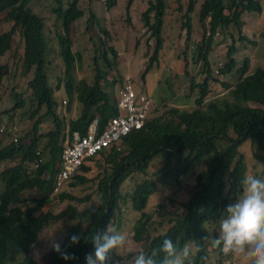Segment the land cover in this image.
Masks as SVG:
<instances>
[{"label":"trees","instance_id":"1","mask_svg":"<svg viewBox=\"0 0 264 264\" xmlns=\"http://www.w3.org/2000/svg\"><path fill=\"white\" fill-rule=\"evenodd\" d=\"M38 1L40 2L0 0V17L12 23L10 30L0 31V57L12 50L13 38L21 32L24 45L22 66L28 72H34V77L28 84L31 91L28 100L32 102L28 117L35 120L32 131L21 138L17 134V141L11 136V129L7 136L6 131H0V163H9V166L0 171V264H84V257L93 252V244L87 239L96 230L104 231L107 225L110 227L113 224L114 229L120 230L121 217L125 215L126 209L138 214L136 220L135 216L128 220L130 225L127 232L134 233V242L142 245L141 250L151 252L158 249L164 238L171 239L179 247L191 241L196 249L191 256V264H213L209 246L203 239L209 236L205 225L218 227L222 211L241 189L240 180L249 169L246 156L240 150L243 143L249 141L257 149L258 152L253 153L257 162L256 168L264 166V110L252 108L248 104L254 103L264 108V68L259 67L250 72V60L247 58L239 68L234 57L239 48L238 41L256 45L243 35V13L264 14V7L258 0H203L199 21L204 35L197 49L193 51L197 53V58L191 62L189 54L185 52L183 72L175 75L172 83L166 81L168 85L175 83L176 86L170 90L172 94L183 96L181 99L184 101H179L182 105L191 100L195 91H198L193 108L176 105L166 110L163 107L164 112L160 116L153 119L148 115L144 127L132 131L122 141L121 150H118V146H113L101 152L100 156L88 160L89 164L86 163L81 168L82 174L74 177L67 186L69 189L81 187L87 194L77 196L65 188L54 194L53 199L55 176L68 134L71 135L74 131L84 134L88 125L96 118L103 128L110 119L118 115L117 99L103 85L108 72L101 65V60L104 59L105 69L113 70L117 53L110 48L114 54L112 61L106 51H100L94 58L91 79L83 77L76 81L75 74L83 56L72 51L70 31L75 22L85 15L80 6L82 0H53L50 8V15L54 17L53 24L57 29L61 24L63 30V33L59 31L56 35L58 55L63 68L56 89L65 88L69 96L66 101L68 111L75 100L81 104L80 115L69 122V132L66 133V121L57 114L58 103L54 89L49 85L50 66L46 54L51 52V38L47 33V19L46 16H39L32 11V3ZM100 1L107 12L117 5V0ZM133 1L126 2L128 15ZM188 1L182 17V21L185 20L182 30L188 31L190 41L193 30L191 14L197 0ZM35 6L39 5L36 3ZM168 7V0H152L141 14L147 34L154 42L153 52L148 59L149 65L142 75L144 81H147L148 73L159 69L164 55ZM91 15L94 20L96 16L93 13ZM231 26L238 28L239 38H232L225 56L227 62L218 69L217 59L210 60L209 57L213 52L215 36L226 34ZM104 35L109 36L107 31H104ZM262 37L264 38V33ZM100 40L104 47L105 38ZM214 69L218 72L217 77L214 76ZM234 70L238 74L234 84L219 79L218 76H227ZM196 71H201L204 75L201 83L194 78L193 73ZM7 74L6 66L0 64V87ZM212 81L227 90L226 94L210 97ZM134 83L133 81L136 87ZM14 93L13 110H17L25 104V100L23 94ZM153 106L156 107L155 104ZM46 118L52 120L54 130L40 134V126ZM157 158L163 159V167L149 173L150 163ZM39 160L41 162L36 165ZM94 163L102 171L94 178H87L85 175L93 170ZM197 166L205 167L195 173L197 189L182 205L185 213L181 217L169 219L170 227L165 232L156 234L154 219L158 212H147L146 207L157 185L166 184L169 179L179 182L182 176H186ZM135 173L142 174L143 181L136 185L132 193L124 194L122 185ZM31 191L37 197L26 199L24 194ZM92 197L93 205L80 209ZM54 200H57V204H66L58 214L51 209ZM27 202H31L33 207H24ZM48 206L50 210H45ZM62 221L70 225L64 241L60 244L61 250L71 253L76 259L65 261L59 253L51 249L47 251L50 257L47 263L32 260L29 254L44 228ZM212 229V235H215L216 228ZM74 233H79L81 237L75 245L69 241ZM214 249L213 255L219 256L218 262L223 264V252L219 247ZM118 252L110 255L108 264H115L113 255L119 262L117 264L128 263L139 251L126 256ZM233 254L231 249L228 256ZM156 258L159 264L160 254Z\"/></svg>","mask_w":264,"mask_h":264},{"label":"rangeland","instance_id":"2","mask_svg":"<svg viewBox=\"0 0 264 264\" xmlns=\"http://www.w3.org/2000/svg\"><path fill=\"white\" fill-rule=\"evenodd\" d=\"M224 1L227 2L228 0ZM90 2L91 1L89 0H82L81 8L84 13H86V15L80 18L76 25L74 27L72 26L70 31V39L73 44L72 51L83 56V61L79 64V69H77L75 74L76 81L82 79L83 77H85L87 80L91 79L94 58L98 55L100 51H106L108 58L114 61V54L110 51V48H113L117 53V56H115L117 58L115 61V68H113V70L105 69L104 59L101 60V65L102 68L108 72L106 79L103 82V85L105 89L110 92V94L111 92H113L111 96L114 97V99H117V92L122 86L124 79L128 77L135 82L134 84H136L135 88L137 92L140 91L141 93L150 95L153 98V102L156 106L152 107L150 113V117L153 119L157 116H160V114H163L164 108H166L167 110L168 108L176 105L188 109L193 108L194 99L197 97L198 91H195V95L191 100L187 101L186 103H183L182 105L179 103V101L183 100L181 99V97L183 96L172 94V90H170L176 86L175 83L174 85H168L166 81L169 80L170 83H172V80L174 79L175 75L183 72V54L185 52L189 54V59L191 62H193L197 58V53L195 54L193 53V51L197 49V45L201 42V39L204 35L202 24L199 21V14L203 0L197 1L195 10L191 14V24L193 30L190 41H188V31L182 30V24H184L185 22V20L182 21V17L186 12L189 1L168 0V21L165 25L164 32V37L166 39L163 50L164 55L160 61L159 69H154V71L146 75L147 81L143 80L142 75L144 74L147 66L149 65L148 59L153 52L154 42L150 40L146 28L143 25V21L141 19L142 13L137 11L133 13L131 8L130 15H128L125 0H119L118 6L110 12H107L104 9V6L102 5V2L100 0H92V3L94 2L93 5ZM140 2V5L144 3L146 4V9L148 8L147 0H140ZM259 2L261 3V6L264 7V0H261ZM36 3L39 6L36 7ZM52 4L53 0H40V2H33L31 6H33L32 11L35 14L39 16H46L47 19V33L49 35V38H51V42L49 41V47L51 52L46 54V59L49 62L50 66L49 85L51 88L54 89L55 99L60 108L64 106L62 112L58 111V109L56 110L57 114L63 117L65 115H69V113L67 110L68 104L64 102V105L62 106V100L66 99L68 101L69 96L64 87H61L60 90L56 89L59 77H62L63 69L61 59L58 55V41L56 39V35L57 33H59V31L63 33V30L61 29V24H59L58 29L54 27V17L50 15V8ZM140 5L138 7H140ZM91 13L96 16L94 20L92 18ZM242 16L243 18L241 20L243 22V35L247 36V38L255 42L256 45L248 42L241 43L238 41L237 46L239 48L234 57L238 62L239 68L242 66L246 58L249 59L251 65V72L255 71L259 67L264 68V38L262 37V34L264 33V14H259L256 12H244ZM11 26L12 23L4 21L3 17H0L1 31L5 32L7 30H10ZM87 27H89V29ZM104 31H107L109 36L105 37ZM207 35L209 36V33ZM233 37L236 40H238L239 38L238 28H236L235 26H231L230 29L226 31V34L220 33L215 36L213 52L210 54L209 57L210 60H214L215 58L217 59L215 60L217 61L218 69L225 62H227L225 56L227 54L228 47L231 44ZM101 38H105L106 40V44L104 45V47L101 46L103 44V42L100 40ZM22 41V34L21 32H18L16 34L15 40H13L12 50L5 56L0 57V64L6 66V72L8 73L3 79V88H5L6 90L11 88L13 90L16 89L17 92L25 94L23 95L25 104L21 105L20 108L17 110H13L15 106L16 93L12 95L8 93L6 95V100L3 98V96H1L2 100L0 101V127L1 129H7L6 136L12 124L16 125L19 131H21L25 124H28L30 120L28 117V113L31 110L32 102L31 100H28V98L31 96V91L29 89L28 84L33 79L34 72L33 70L28 72V70L23 67L19 62V57L23 56L24 54V52L22 54L20 52ZM213 73L214 76L217 77L218 72L216 71V69H214ZM193 74L194 78L196 79V82L201 83L203 81L204 75L201 73V71H196ZM218 77L222 81H227L229 83L234 84L238 78L237 70H234L231 74L227 76ZM113 82L114 85L112 86ZM211 90L212 92L210 97L222 96L227 92V90L222 88L220 84L214 81L211 82ZM75 104L81 107V104L78 100L74 101V105ZM248 104L252 108L264 110L263 107H260L254 103ZM76 109H78V107ZM10 110L11 112H9V115L12 114L11 117L8 116L7 112ZM44 113L45 110H43V114ZM34 121L35 120H31L32 126L34 124ZM43 129L45 130V133H47L46 130H48V125H44ZM29 131L27 130V133H29ZM39 133L45 134L41 132V129ZM21 135L24 136L23 132H20V134L18 135L19 138H21ZM240 150L246 156V163L249 165V169L256 168L257 162L253 158V153L254 151L258 152L257 149L253 148L251 143L248 141L243 143ZM0 164H2L0 165V171L4 167L9 166L8 162ZM37 164H39V161H36V165ZM94 164H92L93 170L86 175L84 174L87 178H94L100 172L96 169L97 165L95 164V166ZM163 164L164 163L162 158L155 159L150 163L148 172L152 173L153 171L162 168ZM203 167L205 166L195 167V169L190 171V173H188L186 176H182L179 182H176L174 179H169L168 183H159L157 185V189L155 193L150 197L148 206L146 207L147 212H158L156 213L154 219V228L156 229V234L163 233L170 227V225L168 224L169 219L181 217L185 213L182 205L186 203V201L191 197V194L196 191L197 188L195 186L194 181L195 173L199 172ZM80 174H82V172ZM143 179L144 176L142 174H133V176H131L122 185V192L124 194L132 193L136 185L139 182L143 181ZM65 190H70L71 193L77 196H83L87 194V191H84L81 187L77 189H69V187H67V189ZM24 196L26 199L37 197L35 192L33 191L25 193ZM52 198L55 199L54 194H52ZM93 198L94 197H92L90 202L86 203L85 205H82L81 207L79 206L80 209L93 205ZM54 202L55 203L53 204V207L51 209L55 214L60 213L66 207L65 203L57 204V200H54ZM158 206H162V208H158ZM24 207H33V204L31 202H27ZM45 210H50V206L46 207ZM124 214L125 215L121 217V228L117 231L123 232L127 237V235L129 234L127 230L130 225V222L128 220H131L133 216H135V219H132L136 220L138 218V214L133 210L128 211V209L125 210ZM69 225L66 221H62L60 223L44 228L36 246L44 245L45 249L47 247L48 251L52 249L49 244L50 239L61 244L65 239L64 237L66 235L67 227ZM205 226L209 233L213 232L212 227L217 228V226L212 224H206ZM110 227L114 228L115 226L112 224ZM49 235L51 236L49 237ZM207 244L209 246L208 250L211 254L212 263L214 262L215 264H220L218 262L220 260V257L217 255H213L214 251L210 247V241H207ZM192 248L193 253H195L196 249L194 245H192ZM141 249V244L133 246V243H130L129 254L135 253L136 251H140ZM120 250H122V248L118 251ZM235 250L237 251V255L233 254V256L231 257L228 256L231 252V249H229L228 251H222L224 255L221 258L223 260V264L227 263V261H229L230 263L235 262L236 264H242L241 261H250V257L245 249L235 248ZM118 253L123 254V251ZM246 253L247 255L244 256V254ZM113 257L115 256L113 255ZM132 259H134V257H132ZM128 264H132V260H130Z\"/></svg>","mask_w":264,"mask_h":264},{"label":"clouds","instance_id":"3","mask_svg":"<svg viewBox=\"0 0 264 264\" xmlns=\"http://www.w3.org/2000/svg\"><path fill=\"white\" fill-rule=\"evenodd\" d=\"M13 126L17 128L15 132L17 136L18 127L12 124ZM12 127H10L11 136H13ZM0 131L5 132L7 129L0 128ZM240 185V191L222 211L223 218L214 230L215 235L207 231L210 235L203 239L210 241L211 247H219L221 251L243 248L250 257L249 264H264V166L246 170L240 180ZM80 239L79 233H74L69 237L73 245L77 244ZM126 239L123 232L108 225L102 232L96 230L87 239L93 244V252L84 257V264H108L110 255L123 248L126 245ZM49 244L63 260L76 259L71 253L62 251L60 244L54 240L50 239ZM158 254H160L159 264H191V256L194 253L191 241L179 247L171 239L164 238L158 249H153L151 252L140 250L136 253L132 264H158L156 258Z\"/></svg>","mask_w":264,"mask_h":264},{"label":"built area","instance_id":"4","mask_svg":"<svg viewBox=\"0 0 264 264\" xmlns=\"http://www.w3.org/2000/svg\"><path fill=\"white\" fill-rule=\"evenodd\" d=\"M134 88L131 78L124 79L117 93L118 115L110 119L103 128L96 118L88 125L84 134L74 131L71 135H67L59 171L55 176L53 194L62 191L72 178L80 174L82 166L88 160L100 156L101 152L113 146H118V150H121L122 141L132 131L144 127L154 102L149 95L143 93L139 95ZM16 131L17 128L13 126L12 134L15 141H17ZM96 169L102 171L100 166H96ZM225 264L236 263L227 261Z\"/></svg>","mask_w":264,"mask_h":264},{"label":"crops","instance_id":"5","mask_svg":"<svg viewBox=\"0 0 264 264\" xmlns=\"http://www.w3.org/2000/svg\"><path fill=\"white\" fill-rule=\"evenodd\" d=\"M148 1V3L150 2V1H152V0H147ZM198 1V0H197ZM259 1H261V0H259ZM102 2V1H101ZM126 2H127V0H125V4H126ZM81 3H82V1H81ZM81 3H80V6H81ZM92 5H93V3H92V0H91V2H90ZM140 0H134L133 1V3H132V5H131V8H132V11H133V13L135 12V11H137V12H140V13H143L145 10H146V4H144V3H142L141 5H140ZM118 4H119V0H117V5H116V7L118 6ZM125 4H124V6H125ZM102 5H103V3H102ZM140 5V7H138ZM148 5V4H147ZM104 6V5H103ZM264 6V5H263ZM116 7H114V8H116ZM138 7V8H137ZM114 8L111 10V11H113L114 10ZM82 9V8H81ZM104 9H105V7H104ZM85 15H86V13H85ZM242 18H243V16H242ZM78 21H76L75 22V24L73 25V27L76 25V23H77ZM246 23V22H245ZM246 25V24H245ZM0 31H1V29H0ZM1 32H4V31H1ZM259 32H261V31H259ZM15 38H16V35L14 36V38H13V40H15ZM21 48V50H20V52H21V54L24 52V45H23V41H22V46L20 47ZM19 59H20V64L22 65V56L21 57H19ZM252 70V69H251ZM1 89H2V91H1ZM0 91H1V95H0V101L2 100V97L1 96H3V98L6 100L7 99V94L9 93L10 95H12V94H14V92H17V90L15 89V90H13L12 88L11 89H5V88H3V86H1L0 87ZM19 93V92H18ZM21 94H23V93H21ZM23 95H25V94H23ZM67 100L66 99H63L62 100V106L64 105V103L63 102H66ZM67 103V102H66ZM74 106V107H73ZM64 107V106H63ZM63 107H61L60 108V106L58 105V111H60V112H62V109H64ZM72 107L73 108H71V110L70 111H68V113H69V115H65V116H63V119L66 121V124H67V128H66V133H68L69 131H68V124H69V122H71L72 120H74V119H76V118H78V116L80 115V111H81V107L79 106V105H74V103H73V105H72ZM78 107V109H76ZM66 108V107H65ZM80 108V109H79ZM19 109V108H18ZM68 110V109H67ZM8 112V116L9 117H11L12 116V114H10L9 115V112H11V110L10 111H7ZM70 118H69V117ZM44 125H48V130H46V132L47 133H49L50 131H52V130H54V124H53V122H52V120H49V119H44L43 120V123H42V125L40 126V129H41V132L42 133H45V130L43 129V127H44ZM1 128V127H0ZM32 128H33V126H32V122H31V120H29V123L28 124H25V126L23 127V129L21 130V131H19V134H20V132H23V134H27V130L29 131H31L32 130ZM19 130V129H18ZM29 131V132H30ZM47 133H45V134H47ZM20 137H22V135L20 136ZM0 165H2V164H0ZM133 237H134V233L133 232H131V233H129L128 235H127V239H126V245L122 248V251H123V255L124 256H126V255H128L130 252H129V245H130V243H133V246H135V245H140V244H137V243H135L134 242V239H133ZM211 247V246H210ZM212 249H213V251L215 250L213 247H211ZM46 250H47V247H46V249H45V246L44 245H42V246H36L34 249H33V251H31V253H30V258L32 259V260H35V261H39V262H44V263H47L49 260H50V258L48 257V255H47V252H46ZM233 251H234V254H236L237 255V251L235 250V249H233ZM215 252V251H214ZM247 255V253L246 254H244V256H246ZM45 257V258H44ZM237 258V257H236ZM239 261V260H238ZM113 262L116 264V263H118V261H117V259L114 257L113 258ZM241 263L242 264H249V260L248 261H241ZM123 264H128V263H123ZM211 264V263H210Z\"/></svg>","mask_w":264,"mask_h":264}]
</instances>
